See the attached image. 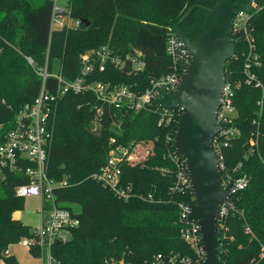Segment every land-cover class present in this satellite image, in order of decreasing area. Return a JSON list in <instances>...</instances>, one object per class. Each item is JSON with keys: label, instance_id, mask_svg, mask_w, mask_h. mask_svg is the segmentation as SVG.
<instances>
[{"label": "trees", "instance_id": "16d2710c", "mask_svg": "<svg viewBox=\"0 0 264 264\" xmlns=\"http://www.w3.org/2000/svg\"><path fill=\"white\" fill-rule=\"evenodd\" d=\"M217 0H71L72 16L82 22L75 30L50 35L52 5L48 0H0V144L12 127L15 115L37 97L41 79L29 65L31 56L39 65L61 63L67 79L80 70V55L109 46L119 54L134 50L146 62L143 72L134 75L110 69L118 83L144 90L151 79L172 72L174 63L166 52L171 35L180 28L197 40L205 13ZM89 22V26L84 25ZM261 66L257 74L263 90L242 84L236 92L240 135L225 148V166L233 173L247 174V187L237 194L235 211L226 220L227 229L217 231L220 240L215 264H264V0L249 20ZM239 48V49H238ZM226 63V74L243 81L247 46L241 44ZM242 53V54H241ZM82 95L68 94L56 108L54 137L48 158V175L67 185L55 190L60 207L68 209L80 224L66 243L53 246L60 264H150L166 257L195 258L181 240L179 203L191 204L194 196L172 191L177 166L171 159L174 138L182 114L170 110L171 121L161 123V110L125 112L111 110L96 123ZM118 125L120 126L118 128ZM112 138L116 139L110 144ZM257 141L252 145L251 140ZM153 140L155 154L143 164L122 166L121 184L132 197L121 199L94 177L107 163L112 147L131 146ZM238 173V172H237ZM23 175L8 174L0 181V261L17 264L5 255L7 248L23 238L33 237L32 227L14 214L24 209V199L15 187L27 183ZM152 194L153 200L148 196ZM250 228V233L246 232ZM39 257L37 247L30 248Z\"/></svg>", "mask_w": 264, "mask_h": 264}, {"label": "built area", "instance_id": "2783aa9c", "mask_svg": "<svg viewBox=\"0 0 264 264\" xmlns=\"http://www.w3.org/2000/svg\"><path fill=\"white\" fill-rule=\"evenodd\" d=\"M48 1L52 5L50 35L55 31L75 30L83 25L80 20L72 16L71 0ZM259 2L260 0H253L254 10L259 7ZM251 16L252 14L240 12L234 20L232 38L247 46V52H244V55L246 57L249 54V59L243 66V81L234 80L231 73L225 74L216 118L220 123L228 126L216 133L212 140L213 151L219 160V169L222 172L220 185L225 189L233 181L230 192L235 195V199L250 181L247 174L237 171L241 168L240 165L233 173L229 172L225 166L224 150L229 147L233 139L240 135V130L234 125L238 115L235 106L236 92L242 84L263 90L262 80L257 74L261 59L250 32ZM49 52L48 46L46 61L42 65H39L31 56L26 58L40 77L41 86L33 102L24 105L17 112L12 127L0 144V181H5L8 174L23 175L27 181L29 180L27 183L16 186L15 194L23 199L30 196L40 199L39 223L31 229L33 237H25L19 243L29 250L37 247L38 258L44 264H60L52 251L53 246L56 245L55 241L58 240L59 244L68 242L71 231L79 226L80 221L70 210L60 207L56 202L55 190L66 186L67 182L55 181L50 178L47 171L59 101L68 94L84 96V102L94 114L96 123H101L111 110L140 112L158 110V108L162 109L160 122L169 123L172 118L170 110H178L181 114L182 111L162 108L156 102L163 93L176 91L184 68L190 63V55L176 35H171L166 44V52L174 63L172 72L159 79H151L148 87L137 90L131 85L116 82L109 74V70L112 68L127 71L131 75L143 72L146 62L138 50L119 54L109 46H103L94 51L84 52L80 55L81 70L73 80L64 77L61 63L50 64ZM145 141L149 140L137 141L131 148L122 145L112 147L108 153L107 163L101 167L98 174L94 175L121 199L128 200L132 197L130 188L121 184L123 164L126 163L131 167L143 164L155 154L154 142L151 147L142 148L141 143ZM115 142L116 139L112 138L110 144ZM251 144L255 145L257 141L252 139ZM170 157L177 166L172 191L182 195L188 192L192 194L186 162L176 150ZM148 199L153 200V195L150 194ZM235 199H227L221 205L217 216V231L227 229L226 220L230 213L235 211ZM189 206L190 204L184 202L178 205L180 238L193 250L195 258L166 257L159 254L150 264H201L205 260L206 252L199 225L196 221L188 219ZM246 232L250 233L249 227H246ZM117 264L132 263L120 261Z\"/></svg>", "mask_w": 264, "mask_h": 264}, {"label": "water", "instance_id": "95a60500", "mask_svg": "<svg viewBox=\"0 0 264 264\" xmlns=\"http://www.w3.org/2000/svg\"><path fill=\"white\" fill-rule=\"evenodd\" d=\"M254 12L253 0H217L205 13L202 34L191 40L178 28L176 37L190 55L177 89L163 93L157 100L162 108L180 109L182 116L174 138L176 152L186 162L191 192L195 203L190 204L189 220L198 223L206 252L201 264H215L220 240L217 238V216L221 205L235 199L230 189L220 185L222 172L212 147L213 137L228 125L216 118L225 83L226 63L241 45L234 40V20L238 13ZM89 26L88 21L83 22ZM58 245L59 241L56 240Z\"/></svg>", "mask_w": 264, "mask_h": 264}, {"label": "rangeland", "instance_id": "374dc122", "mask_svg": "<svg viewBox=\"0 0 264 264\" xmlns=\"http://www.w3.org/2000/svg\"><path fill=\"white\" fill-rule=\"evenodd\" d=\"M248 59H249V54L246 55L244 59V64L248 61ZM152 142L153 141L151 140L142 142L141 143L142 148L144 149L148 146L151 147ZM39 209H40V199L38 197L36 196L26 197L24 199V209L20 213L17 214L18 215L17 217H20L23 220V222L35 228L39 223V216H38Z\"/></svg>", "mask_w": 264, "mask_h": 264}, {"label": "crops", "instance_id": "0c3cea01", "mask_svg": "<svg viewBox=\"0 0 264 264\" xmlns=\"http://www.w3.org/2000/svg\"><path fill=\"white\" fill-rule=\"evenodd\" d=\"M21 211H18L14 214V216L17 218V219H20L22 220L20 217H17L18 213H20ZM23 221V220H22ZM25 223V222H24ZM27 224V223H26ZM33 224V223H31ZM29 225V224H28ZM31 226V225H30ZM32 227V226H31ZM33 228V227H32ZM5 255L6 256H9V257H14L17 261V264H44L40 258L38 257H34L30 250L21 245L20 243H17V244H12L10 245L6 252H5ZM0 264H5L3 261H0Z\"/></svg>", "mask_w": 264, "mask_h": 264}]
</instances>
